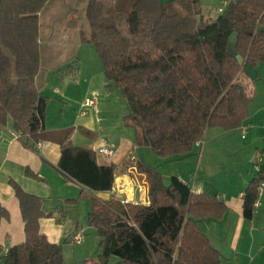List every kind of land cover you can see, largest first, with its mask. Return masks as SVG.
<instances>
[{"label":"trees","instance_id":"16d2710c","mask_svg":"<svg viewBox=\"0 0 264 264\" xmlns=\"http://www.w3.org/2000/svg\"><path fill=\"white\" fill-rule=\"evenodd\" d=\"M201 1L87 0L88 37L79 0H1L0 124H11L32 146L58 143L59 168L91 193L83 196L92 203L88 225L100 237L101 253L85 264H109L113 256L117 264H223L200 227L223 217V201L192 192L178 176L166 184L142 159L137 166L147 175L149 204L95 196L113 190L118 166L100 164L96 151L76 146L74 128L48 130L49 98L42 94L50 70L75 78L79 44L93 43L106 78L128 100L124 119L137 131L136 144L169 160L193 155L208 128L235 129L248 118L250 98L239 75L247 64L264 63V0H230L210 20ZM235 32L241 59L228 52ZM262 181L258 175L246 188L248 220ZM12 184L26 238L0 255V264H64L61 244L41 232L42 199ZM2 217L9 212L0 205Z\"/></svg>","mask_w":264,"mask_h":264},{"label":"crops","instance_id":"0c3cea01","mask_svg":"<svg viewBox=\"0 0 264 264\" xmlns=\"http://www.w3.org/2000/svg\"><path fill=\"white\" fill-rule=\"evenodd\" d=\"M214 1H201V5L209 11L205 15L201 7L207 20L215 19L219 15L218 9L224 6V0H220L213 8ZM82 2L83 5L87 4V0ZM50 71L59 79L71 77ZM255 71V79L245 70L239 75L250 98L249 116L243 124L229 130L210 127L202 144L196 143L193 155L171 160L179 162L178 165L172 164V176L189 183L193 187L192 192L216 197L227 206L222 218L210 217L200 222L211 244L221 253L223 264H264V190L251 220L244 216L243 198L246 188L256 176L264 178V63L259 64ZM104 78L105 73L98 71L86 80L84 91L74 99L79 109L71 121L53 124L47 117L45 126L54 131L74 128L73 143L76 146L96 151L100 164L114 163L118 166L113 190L93 193L95 196L105 200L115 196L128 202L149 204V183L147 175L137 166L141 158L136 151L140 147L136 144V135L129 130L133 127L125 124L127 114H120L117 120L113 118L105 124V120L95 115L100 113V102L94 109V115L92 111L87 116L80 114L82 103L91 94L98 93L101 84L106 83ZM53 85L57 95L62 93V97L68 99V93L61 92V86L54 82ZM70 85L67 83V86ZM94 129L101 133L93 132ZM109 146L115 147L113 156L98 152L100 148ZM60 158L61 147L58 143L41 141L40 146H32L23 137H16L11 124H0V205L9 212V217L0 218V255L6 254L12 246L24 242L26 238L20 201L12 184L15 182L25 192L42 199L45 215L40 220L41 232L51 242L61 244L65 262L77 264L79 260L93 259L88 258L85 249L69 252L70 246L76 244L72 240L73 235L81 229L85 233L89 231L88 215L92 203L83 196L91 194L87 188L69 178L59 168ZM27 171L36 176H29ZM74 199L76 201H72Z\"/></svg>","mask_w":264,"mask_h":264},{"label":"rangeland","instance_id":"374dc122","mask_svg":"<svg viewBox=\"0 0 264 264\" xmlns=\"http://www.w3.org/2000/svg\"><path fill=\"white\" fill-rule=\"evenodd\" d=\"M82 1L83 0L79 1L78 15L81 18V26L85 31V34L89 37L91 29L86 16V4L83 5ZM214 2V5H212L213 8L216 7V4H218L220 0H215ZM201 7H203L204 9L203 12L205 15L209 13V11L205 9L203 5H201ZM77 52L79 57V71L76 77L59 79L53 76L52 71H49L47 84L42 90V94L49 98L47 117H49V121L53 124H64L73 119L79 109L78 105L74 102V99L79 97L80 94L84 91L85 87L87 86L86 80H88L93 74H97L98 71H103L102 63L98 56L96 47L93 43H81L80 49L78 46ZM104 79L106 83L104 85L101 84V86L97 90L98 93L94 94L97 95L98 102H100V107L98 108L100 113L98 112V114H95L94 109H91L90 112L92 111L93 115H96V118L103 119L105 120L104 123L108 124V120H111L113 118L117 120L118 115L128 114L130 108L128 100L121 91V89L115 83L109 82L106 76ZM53 82L56 83L57 86H61V92L68 93V99H64V97H62V93H59L58 95L55 93L56 87L55 85H53ZM67 83H71L73 87L71 85L67 86ZM107 85H111L112 88ZM121 127H123L124 129L122 122ZM129 130L132 131L137 137V131L135 128H130ZM93 132L97 134L101 133L98 129H94ZM136 152L139 158L144 159L145 161H147L148 164L152 166L158 167V169L164 175L165 183H170V179L172 177L170 169L171 167H173L172 164L176 163L175 165H178L177 163L179 162H171V160L167 158L159 157L153 152L150 147L146 146L140 147V149ZM85 238L86 240L84 243H76L74 246H70L69 252H72V250H77L78 252H81L85 249V253L87 254L88 258H98V255L101 253L99 247L100 237L97 235L96 231L89 226V231L85 233ZM69 252H67V257L69 256ZM119 261L120 258L118 256H113L111 257L109 264H117ZM64 264H70V261H67Z\"/></svg>","mask_w":264,"mask_h":264},{"label":"built area","instance_id":"2783aa9c","mask_svg":"<svg viewBox=\"0 0 264 264\" xmlns=\"http://www.w3.org/2000/svg\"><path fill=\"white\" fill-rule=\"evenodd\" d=\"M229 3V0H224V6L219 8L218 9V12L219 13H222L225 9V7L228 5ZM97 105H98V98H97V95H92L90 97H87L84 102L82 103V107H81V111H80V114L82 116H87L89 113H90V110L91 109H97ZM21 134L20 133H16V137H20ZM198 144H202V140L198 141L197 142ZM41 145V142L39 143H36V147L40 146ZM99 152L100 153H104L108 156H113L114 153H115V147L114 146H109V147H104V148H100L99 149ZM188 186L191 187V189L193 188L189 183H186ZM263 190H264V181H262L259 185V188H258V195H259V198L258 200L256 201L255 205H254V208L255 210L259 207L260 205V197L263 193ZM123 202L127 203L128 200L125 199V200H122ZM85 238V230L84 229H81L80 231H78L77 233H75L73 235V242L74 243H81L83 242Z\"/></svg>","mask_w":264,"mask_h":264},{"label":"water","instance_id":"95a60500","mask_svg":"<svg viewBox=\"0 0 264 264\" xmlns=\"http://www.w3.org/2000/svg\"><path fill=\"white\" fill-rule=\"evenodd\" d=\"M0 5H1V0H0ZM237 40H238V34L235 32L230 37V41L228 43V52L241 59V57L238 54V50H237ZM245 71L252 79L256 78L257 74H256L255 68L252 64H247L245 67ZM85 263H86V260H79L77 262V264H85Z\"/></svg>","mask_w":264,"mask_h":264}]
</instances>
